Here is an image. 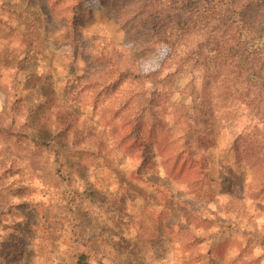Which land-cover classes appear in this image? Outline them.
<instances>
[{"label":"rangeland","instance_id":"1","mask_svg":"<svg viewBox=\"0 0 264 264\" xmlns=\"http://www.w3.org/2000/svg\"><path fill=\"white\" fill-rule=\"evenodd\" d=\"M250 1L0 0V264H264Z\"/></svg>","mask_w":264,"mask_h":264},{"label":"trees","instance_id":"2","mask_svg":"<svg viewBox=\"0 0 264 264\" xmlns=\"http://www.w3.org/2000/svg\"><path fill=\"white\" fill-rule=\"evenodd\" d=\"M254 1L251 0L250 1V5H247V8L246 10L248 11L252 6H257L258 3L261 2V0H256V3H253ZM255 86V85H254ZM74 264H89L88 263V260H87V255L82 252V253H79L76 257H75V263Z\"/></svg>","mask_w":264,"mask_h":264}]
</instances>
